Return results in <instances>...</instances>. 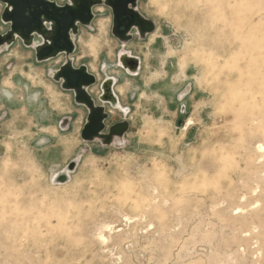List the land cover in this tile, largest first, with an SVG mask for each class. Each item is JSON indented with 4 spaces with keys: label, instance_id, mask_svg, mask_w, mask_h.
<instances>
[{
    "label": "rangeland",
    "instance_id": "obj_1",
    "mask_svg": "<svg viewBox=\"0 0 264 264\" xmlns=\"http://www.w3.org/2000/svg\"><path fill=\"white\" fill-rule=\"evenodd\" d=\"M138 7L155 30L124 47L137 74L104 5L70 54L96 76V104L117 79L127 114L105 104L104 132L127 120L122 142L81 139L87 110L53 78L64 54L2 46L0 264H264V0Z\"/></svg>",
    "mask_w": 264,
    "mask_h": 264
},
{
    "label": "water",
    "instance_id": "obj_2",
    "mask_svg": "<svg viewBox=\"0 0 264 264\" xmlns=\"http://www.w3.org/2000/svg\"><path fill=\"white\" fill-rule=\"evenodd\" d=\"M138 1L68 0L60 6L55 0H0L5 5L1 20L10 24L9 30L0 34V48L3 45L10 46L16 38H19L25 46L34 49L37 61H46L64 53L65 61L53 73V78L60 83L62 89L72 91L74 102L87 110L80 130V137L84 142L111 145L114 136L123 137L126 134L129 122L123 120L114 123L104 132L105 121L109 117L105 104L112 109H120L113 104L114 100L118 101L112 90L117 79L107 77L101 81L100 93L97 97L101 104H95L96 101L89 88L96 83V76L89 72L84 64L75 67L73 59L70 58V54L75 50L74 36L78 33V25L90 26L94 19L92 9L97 5L107 6L112 15L111 34L124 48L134 35L144 39L155 30L154 21L137 10ZM34 35L42 38V42L36 43V46H33ZM118 61L127 72V68L136 70V73L139 71L140 60L137 56L127 55L122 61L118 54ZM68 122V119L63 120V125H68ZM100 139H104L105 143ZM76 162L72 160L65 167L69 169V174L75 169ZM64 170L54 178L60 182L69 178L65 177Z\"/></svg>",
    "mask_w": 264,
    "mask_h": 264
},
{
    "label": "flooded vegetation",
    "instance_id": "obj_3",
    "mask_svg": "<svg viewBox=\"0 0 264 264\" xmlns=\"http://www.w3.org/2000/svg\"><path fill=\"white\" fill-rule=\"evenodd\" d=\"M56 1V0H55ZM138 5H139V1L137 2V10L141 13V11L139 10V7H138ZM101 8H103L104 9V7H101ZM94 9V8H93ZM93 9H92V12L94 13V11H93ZM100 11V10H99ZM142 14V13H141ZM94 18H95V13H94ZM92 24V23H91ZM151 35V34H150ZM135 36V35H134ZM133 36V37H134ZM137 37V36H136ZM36 38H39V40L38 41H36ZM131 41V40H130ZM42 42V38L40 37V36H38V35H34V41H33V46H36V43H41ZM18 46H20V47H22L23 48V46L19 43V41H18ZM25 47H29V46H25ZM125 47V46H124ZM32 48V47H31ZM31 50V52L33 51V52H35L34 51V49L32 48V49H30ZM0 52H2V48H0ZM61 54H64V53H61ZM60 55V54H59ZM58 56V55H57ZM65 61V60H64ZM123 61V60H122ZM128 70V72H130L131 70L130 69H127ZM118 81H116L115 82V84L117 83ZM115 84L113 85V90H114V86H115ZM100 93V92H99ZM114 93L116 94V92L114 91ZM116 96H117V99H118V101H117V104H118V107L120 108V109H124L123 111L124 112H126L127 110L123 107V105L121 104V100H120V97L116 94ZM114 103V102H113ZM95 104H96V102H95ZM109 109H110V107H109ZM110 112L111 113H113V110L112 109H110ZM124 138H125V135L122 137V141L124 140ZM97 141H99V140H97ZM100 141L101 142H103V143H105V141H104V139H100ZM121 140L119 139V138H117V136H114L112 139H111V143L112 144H114V143H116V142H120Z\"/></svg>",
    "mask_w": 264,
    "mask_h": 264
},
{
    "label": "bare ground",
    "instance_id": "obj_4",
    "mask_svg": "<svg viewBox=\"0 0 264 264\" xmlns=\"http://www.w3.org/2000/svg\"><path fill=\"white\" fill-rule=\"evenodd\" d=\"M137 8V7H136ZM143 15V14H142ZM144 16V15H143ZM74 44H75V42H74ZM75 46H76V44H75ZM127 55H131V54H129L124 48H123V50H121V52L119 53V59L120 60H124L126 57H127ZM128 69V68H127ZM130 74H135L136 73V70H131L130 72H129ZM137 74V73H136ZM113 81H114V79H113ZM113 90V89H112ZM113 92H114V90H113ZM115 94V93H114ZM183 96V95H182ZM114 106H118V104H117V101H115L114 100ZM117 138H119L121 141L120 142H122V137H119V136H117ZM64 175H65V177H69V169L68 168H66L65 170H64Z\"/></svg>",
    "mask_w": 264,
    "mask_h": 264
},
{
    "label": "crops",
    "instance_id": "obj_5",
    "mask_svg": "<svg viewBox=\"0 0 264 264\" xmlns=\"http://www.w3.org/2000/svg\"><path fill=\"white\" fill-rule=\"evenodd\" d=\"M118 95V94H117ZM119 96V95H118Z\"/></svg>",
    "mask_w": 264,
    "mask_h": 264
}]
</instances>
